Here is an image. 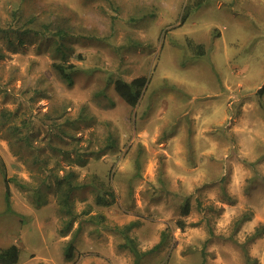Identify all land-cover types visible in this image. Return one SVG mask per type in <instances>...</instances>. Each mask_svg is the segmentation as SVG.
<instances>
[{
    "label": "rangeland",
    "instance_id": "rangeland-1",
    "mask_svg": "<svg viewBox=\"0 0 264 264\" xmlns=\"http://www.w3.org/2000/svg\"><path fill=\"white\" fill-rule=\"evenodd\" d=\"M191 3L0 0V249L17 246L14 264H132L125 235L147 250L163 230L140 264H264V232L251 239L264 226V0ZM139 75L130 106L114 81ZM70 170L81 186L61 234L53 179Z\"/></svg>",
    "mask_w": 264,
    "mask_h": 264
},
{
    "label": "trees",
    "instance_id": "trees-1",
    "mask_svg": "<svg viewBox=\"0 0 264 264\" xmlns=\"http://www.w3.org/2000/svg\"><path fill=\"white\" fill-rule=\"evenodd\" d=\"M190 1L192 2L191 6L199 7L207 0H190ZM188 14H189V8L187 7L183 11L182 20H184L188 16ZM68 67H72V65H68ZM55 68L60 74L65 76L67 79H69V74L65 66L56 64ZM147 81L148 78L145 75H139L130 80H124L118 78L114 81V89L127 104H129L130 106H135L139 98L141 97L142 91L146 86ZM258 92L260 93V95L264 93V83L259 88ZM109 142H111L109 143L110 144L109 146H112L113 141H109ZM2 173H3V184H4V199L6 203L5 205L7 207V210H11L10 181H12L14 177H8L4 168L2 169ZM74 179H75V173L72 170L63 173L62 175L54 174L53 187H52L53 194L56 199L58 210L59 212H61L63 217V224L59 230L61 234H66L71 230L72 223L75 218L72 197L74 190L81 185ZM18 184L20 187H25L27 189H30L29 184L20 183V182ZM33 194H34L33 200L35 202H37L38 204L43 202L40 191L37 190ZM96 202L101 204H110L112 201H108L104 199L101 195H97ZM189 208H190L189 197H187L182 205V209H181L182 214L188 213ZM248 218H249L248 215L244 213L237 220V222L246 220ZM177 224L182 228L184 226L183 219L177 220ZM129 227L130 224L124 226V228L126 229H128ZM79 229L80 226L77 227L75 230H79ZM263 232H264V226H257V228H255V231L251 235V239H254ZM165 243H166V231L163 230L161 232L159 241L147 250L139 249L135 239L128 235H125V240L122 243H120L119 246L121 248H127L132 253L133 255L132 264H140L141 259L144 256L156 252ZM73 252H74V243L73 240H71L67 243L65 247L64 255L66 258H71L73 256ZM17 259H18V249L15 244H11L9 247L0 249V264H14L17 262Z\"/></svg>",
    "mask_w": 264,
    "mask_h": 264
}]
</instances>
